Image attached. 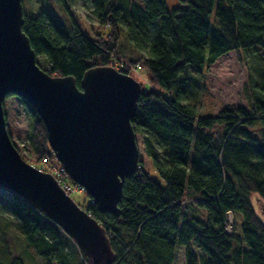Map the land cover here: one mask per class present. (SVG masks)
I'll return each mask as SVG.
<instances>
[{
    "label": "trees",
    "instance_id": "obj_1",
    "mask_svg": "<svg viewBox=\"0 0 264 264\" xmlns=\"http://www.w3.org/2000/svg\"><path fill=\"white\" fill-rule=\"evenodd\" d=\"M56 2L62 15L53 9L31 15L24 8L23 30L48 63L40 64L44 70L73 75L81 87L90 66L118 65L130 73L139 64L159 87L142 90L132 122L148 133L145 151L164 184L140 165L124 180L119 215L99 211L87 194L92 200L85 209L105 228L113 264H176L181 245L185 264H264V80L249 87V105L200 114L186 73L201 72L232 50L264 52V0ZM76 3L111 34L85 32L72 9ZM123 41L137 57H120ZM20 100L32 119V152L55 159L43 119ZM236 212L243 215L241 232L235 230ZM0 213L12 215L43 264H94L57 222L2 185ZM8 260L26 264L18 255Z\"/></svg>",
    "mask_w": 264,
    "mask_h": 264
},
{
    "label": "water",
    "instance_id": "obj_2",
    "mask_svg": "<svg viewBox=\"0 0 264 264\" xmlns=\"http://www.w3.org/2000/svg\"><path fill=\"white\" fill-rule=\"evenodd\" d=\"M23 23V0H0V185L57 222L94 264H113L111 241L100 222L52 173L21 156L7 128L4 100L13 93L32 105L64 172L99 211L119 215L124 180L139 167L132 118L141 84L113 65L90 66L81 87L73 75L50 74L38 64Z\"/></svg>",
    "mask_w": 264,
    "mask_h": 264
},
{
    "label": "rangeland",
    "instance_id": "obj_3",
    "mask_svg": "<svg viewBox=\"0 0 264 264\" xmlns=\"http://www.w3.org/2000/svg\"><path fill=\"white\" fill-rule=\"evenodd\" d=\"M23 7L25 11L31 15H36L47 9H53L59 15H62L63 12L56 0H47L46 2H43V0H23ZM72 9L79 24L89 35L91 34L94 37H99L101 34L102 37L105 38L111 34V28L100 24L90 9L84 7L80 3H76ZM123 42L124 46L122 52L119 54L120 57L127 60L129 56L137 57L139 53L136 52L133 46L125 41ZM37 62L39 65L48 64L42 56H37ZM263 63L264 52L256 48L251 51H229L220 56L215 62L203 67L201 72L193 68L187 69L186 73L190 77L187 78L189 79L187 82L193 85V90H191V92L197 91V96L192 98V101H200L198 103V112L200 114L215 115L227 104H234L235 106L249 105V87L251 88V85L255 84H257L258 87L259 83L261 84L264 80V73L262 72L264 69ZM118 64H121V61ZM114 67L117 69L119 68L118 65ZM129 74L140 82L141 90H146L148 88L159 89V87L152 82L145 66L138 64L136 67H132ZM4 109L9 134L14 145L16 144V148H19L18 151L21 156L30 164L40 168V170L52 173L56 178L59 177L60 179L57 178L58 181L71 197L83 208L87 207L92 199L87 195L83 187L75 182L73 183L71 177H67L68 175L60 173L61 166H59L60 162L58 159H49L50 157L48 158L47 156L38 159L34 152H32L28 140L32 128V119L20 98L13 93L7 95L4 100ZM135 133L136 142L140 149L139 166L142 165L161 184H164V180L160 177L153 165L152 158L145 151L144 137L148 133L137 128L135 129ZM155 146L160 149V153L163 152L161 151L162 147L156 142ZM260 210L259 208V213ZM201 215L202 213L199 214V216ZM12 218V215L8 213H0V264H5L8 257L10 260L13 255L22 257L26 264H43L42 258L35 252L33 247L24 241L18 225ZM229 219L231 222L233 221L232 213H229ZM242 220V213L236 212L234 224L235 230L238 232L242 230ZM230 228L231 223L228 226L229 230ZM184 250L185 246H179L176 264H185Z\"/></svg>",
    "mask_w": 264,
    "mask_h": 264
},
{
    "label": "built area",
    "instance_id": "obj_4",
    "mask_svg": "<svg viewBox=\"0 0 264 264\" xmlns=\"http://www.w3.org/2000/svg\"><path fill=\"white\" fill-rule=\"evenodd\" d=\"M40 169V168H39ZM42 169V168H41Z\"/></svg>",
    "mask_w": 264,
    "mask_h": 264
}]
</instances>
